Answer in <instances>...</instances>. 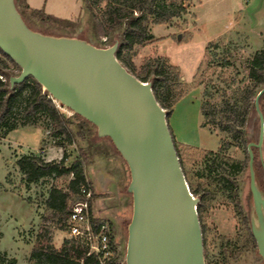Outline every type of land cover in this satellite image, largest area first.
I'll return each instance as SVG.
<instances>
[{
  "label": "rangeland",
  "instance_id": "374dc122",
  "mask_svg": "<svg viewBox=\"0 0 264 264\" xmlns=\"http://www.w3.org/2000/svg\"><path fill=\"white\" fill-rule=\"evenodd\" d=\"M181 1L185 6L183 14L170 25L152 24L150 18L146 23L149 37L125 48L123 55L140 76L158 62L179 69L184 97L177 105L175 118L179 119L180 131L201 147L177 143L189 187L199 199L206 264H263L251 239V221L256 214L247 161L248 144L257 143L259 138L258 114L250 115L243 127L248 144L221 131L219 123L226 118L227 106L240 118L245 113L248 62L257 50L264 48V0ZM16 3L23 19L36 31L81 38L97 47L111 46L101 32L94 31L91 15L81 0H16ZM103 6L104 3L96 10L98 16L103 13ZM28 7L43 10L48 17L36 16ZM55 102L76 133L82 120ZM260 105L264 112V97ZM21 106L15 115L19 123L25 121ZM50 127V119L40 115L13 131L0 129V253L15 258L16 264H28L36 237L43 228H50L56 247L70 238V233H84V229L68 220L64 227L55 223L46 205L50 189L66 190L73 175L49 177L26 185L17 160L34 153L47 161H59L66 152V164L71 166L80 152H85L83 166L93 192L92 217L112 225L117 263L124 264L133 211L132 195L127 190L131 177L126 162L110 138L97 135L96 127L84 124L81 135L75 134L71 145L63 142V137L52 136ZM61 141L63 145H59ZM225 142L231 143L227 158L244 164L238 173H232L226 166L229 170L226 178L233 184V192L229 190L230 184L213 180L206 170L205 153L218 150ZM254 169L258 186L264 192V142L261 151H257Z\"/></svg>",
  "mask_w": 264,
  "mask_h": 264
},
{
  "label": "water",
  "instance_id": "95a60500",
  "mask_svg": "<svg viewBox=\"0 0 264 264\" xmlns=\"http://www.w3.org/2000/svg\"><path fill=\"white\" fill-rule=\"evenodd\" d=\"M118 41L97 47L87 40L45 34L29 27L16 0H0V49L20 66L10 85L36 79L54 101L85 118L108 137L130 172L133 211L125 264H206L199 199L189 187L170 133L166 111L150 82L117 59ZM262 88L255 98L258 142L248 144L251 231L264 264V192L258 186L254 152L264 142Z\"/></svg>",
  "mask_w": 264,
  "mask_h": 264
},
{
  "label": "trees",
  "instance_id": "16d2710c",
  "mask_svg": "<svg viewBox=\"0 0 264 264\" xmlns=\"http://www.w3.org/2000/svg\"><path fill=\"white\" fill-rule=\"evenodd\" d=\"M81 2L91 15L94 31L97 34L101 32L111 45L118 41L116 57L121 64L139 80L151 83L156 100L166 111L168 127L182 170L186 180H188L183 169L179 144L169 125V118L174 106L184 97L180 90L182 83L179 69L176 66L158 62L151 65L144 76H140L128 65L123 55L125 48H132L136 42H142L149 37L146 23L149 22L150 18L152 24L170 25L175 18L185 12L183 2L181 0H81ZM102 3H104L103 13L98 16L96 10L99 9ZM28 9L36 16L44 19L48 17L43 10H34L30 7ZM67 23L71 22L68 21ZM20 72V66L0 49V129L10 132L17 129L19 125H26L29 121L34 122L40 115H46L51 121L50 134L54 137H63V142L71 145L74 142L75 134L81 133L80 131L83 130L84 124L95 127L85 118L74 113L75 117L80 118L83 122L78 124V130L75 133L73 128H71L70 119L61 112L48 91L36 79L28 77L22 83L14 86L10 85V77L19 75ZM248 78L249 84L244 89V100L247 107L242 115L243 117L240 118V115L235 114L233 108L227 106L226 118L220 120L219 123L221 131L230 133L234 139L241 138L246 144L250 141L246 139L243 127L246 125L249 116L256 112L255 98L259 91L264 88V48L257 50L249 60ZM263 97L264 94L261 96L260 102ZM20 104H22L21 117L25 120L21 123L15 120ZM59 104L62 105L60 102ZM201 111H204L203 106ZM63 142L58 143L63 145ZM230 146V142H225L218 150L207 151L205 153V161H207V175L215 181H226L231 186L229 190L233 192V184H231L229 177L226 178V173L229 171L226 166L229 167L232 173H238L242 171L244 164L239 161L231 162L227 158V151ZM252 149L255 162L258 148L252 147ZM67 157L68 155L65 152L61 160L47 161L40 154L31 153L24 154L17 160V166L23 174V180L26 185L37 183L49 177L57 178L69 174L73 175L66 190L52 187L46 200L50 217L55 223H62L63 227L68 220L72 205L85 199L81 193V185L88 182L83 166L86 160L85 152H80L76 162L71 166L66 164ZM248 159H250L249 152L247 161ZM191 191L193 195H197V192L192 189ZM92 201L93 196L89 201L90 207H92ZM197 207L199 211V203ZM91 220L95 231L98 230L101 223H104L93 217ZM110 227L112 231V225ZM110 238L113 254L101 263L100 254H89V246L84 240L66 238L60 247H56L52 243L50 228L45 227L36 237L28 258V264H118L113 233H111ZM251 239L256 247L257 244L254 237ZM205 260H207L206 255ZM16 261L15 258H9L7 253H0V264H16Z\"/></svg>",
  "mask_w": 264,
  "mask_h": 264
},
{
  "label": "built area",
  "instance_id": "2783aa9c",
  "mask_svg": "<svg viewBox=\"0 0 264 264\" xmlns=\"http://www.w3.org/2000/svg\"><path fill=\"white\" fill-rule=\"evenodd\" d=\"M81 193L84 195L85 199L77 201L72 205L68 221L84 229V233H70V238L84 240L89 246V254H100V261L103 263L106 258H110L113 254L110 245L111 227L108 223L104 222L101 223L98 230L95 231L91 220L92 212L89 203L93 196V192L88 182L81 185Z\"/></svg>",
  "mask_w": 264,
  "mask_h": 264
},
{
  "label": "crops",
  "instance_id": "0c3cea01",
  "mask_svg": "<svg viewBox=\"0 0 264 264\" xmlns=\"http://www.w3.org/2000/svg\"><path fill=\"white\" fill-rule=\"evenodd\" d=\"M30 4V3H28ZM31 6V5H30ZM32 7V6H31ZM180 102H178L169 118V125L170 127L172 128V131H173V134L175 136V139L177 142L179 143H182V144H185V145H192V146H196V147H201L199 145V143H194L195 141H192L191 139L187 138L185 136V134L182 133V131H180L179 129V126H178V117L175 118V110L177 109V105L179 104ZM195 144H198V145H195Z\"/></svg>",
  "mask_w": 264,
  "mask_h": 264
}]
</instances>
